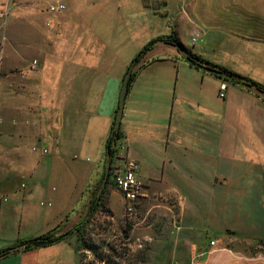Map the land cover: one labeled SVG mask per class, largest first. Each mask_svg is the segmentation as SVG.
<instances>
[{"label": "crops", "instance_id": "crops-1", "mask_svg": "<svg viewBox=\"0 0 264 264\" xmlns=\"http://www.w3.org/2000/svg\"><path fill=\"white\" fill-rule=\"evenodd\" d=\"M236 3L237 17L223 18L188 0H0V252L81 220L105 169L123 78L152 40L174 34L264 86V36L243 21L252 0ZM137 64L112 169L135 161L140 204L164 200L163 246L183 244L192 258L212 252L197 242L264 241V93L190 65L165 41ZM75 237L0 264H81Z\"/></svg>", "mask_w": 264, "mask_h": 264}, {"label": "rangeland", "instance_id": "rangeland-1", "mask_svg": "<svg viewBox=\"0 0 264 264\" xmlns=\"http://www.w3.org/2000/svg\"><path fill=\"white\" fill-rule=\"evenodd\" d=\"M188 2L203 8L207 5L217 6L219 17L236 16L230 13L237 7L236 0H188ZM252 4L253 12L246 13L243 20L246 23V30L264 36V0H252ZM257 5L262 6L261 10L256 8ZM104 173L105 169L93 186L89 206L84 207L81 220L77 223L85 222L81 231L75 233V238L79 241L81 264H264V241L260 240L228 239L211 246L209 242H197V247L204 251L212 248V252L196 257L192 255V258L179 252L183 244L164 247L163 232L160 228L163 226L166 207L162 197L148 200L146 198L138 206L135 215L127 216L124 203L121 205H116L115 201V204L113 203L114 198L120 201L122 199L112 182L110 170L100 201L95 211L88 215V209L98 194ZM125 231L128 232V237L125 236ZM217 235L220 237L223 233ZM210 237L209 239H213L214 234H210ZM85 242L93 245L92 249L104 255L105 260L98 261L93 252L84 248ZM199 248H196V253L201 254L197 252L202 251ZM187 249L192 252L190 246H187ZM214 256L217 257L215 260Z\"/></svg>", "mask_w": 264, "mask_h": 264}, {"label": "trees", "instance_id": "trees-1", "mask_svg": "<svg viewBox=\"0 0 264 264\" xmlns=\"http://www.w3.org/2000/svg\"><path fill=\"white\" fill-rule=\"evenodd\" d=\"M158 41H165L166 43H169L172 45H177L181 49L186 50L187 55L185 56V59H186V61L189 62L190 65H192L194 67L200 68L202 66H208V67L215 68V69H217V70H219V71H221L227 75L234 77L232 80H230L233 83L246 85L238 79L239 77H243V76H241V75H239V74H237L231 70H228L226 68H222V67L213 65V64L207 62L206 60L202 59L200 56L193 54L191 51H189L185 48V46L177 39V37L174 34H172L167 39L157 38V39H154L151 42H149L147 45L144 46V48L139 52V54L133 59L134 64L136 65L142 59V57L147 53V51H149L151 49V47L154 45V43H156ZM133 77H134V72L132 73V76L130 78V82L132 81ZM224 80H226V79H224ZM249 81H250V84L247 86L254 87L257 90H259L261 93H264V86L263 85L255 82V81H252V80H249ZM130 82H129V85H130ZM120 137H121V130L120 129H119V131H114V132L111 131V134H110V136L107 140V144H106V155H107V160L110 162V174L111 175H112V164H113V161L115 159V152H116L115 146H116L117 140ZM99 201H100V197L98 198L96 196V198L90 204V207L88 209V215H91L95 211ZM84 225H85V222L77 224L72 230H70L69 232L62 234V235L56 236L53 233H49L47 235H42V236H38V237H35L32 239H28V240L21 243L24 246L23 251H29V250L39 249L42 247H47V246L53 245L54 243H57V242H60L64 239H66L69 235H71L73 233H79L81 231L82 227H84ZM125 236L128 237L127 231H125ZM77 243L79 244L78 239H77ZM92 247L94 248L93 245L90 246L86 242L84 243V248L90 252H93V255L95 256V258L98 261L103 262L105 260V256L101 255L98 252H96L95 250H93ZM77 250H78V245H77ZM9 254L10 253H9L8 249L0 252V259H3L5 257L9 256Z\"/></svg>", "mask_w": 264, "mask_h": 264}, {"label": "built area", "instance_id": "built-area-1", "mask_svg": "<svg viewBox=\"0 0 264 264\" xmlns=\"http://www.w3.org/2000/svg\"><path fill=\"white\" fill-rule=\"evenodd\" d=\"M64 9L65 5L61 3L50 7L53 12H60ZM7 17L8 9L0 7V21L4 22ZM221 96H224L223 92ZM138 169V164L129 158H125L119 166L112 169V182L122 196L125 211L129 217L136 214L140 201L146 196V185L139 178Z\"/></svg>", "mask_w": 264, "mask_h": 264}, {"label": "water", "instance_id": "water-1", "mask_svg": "<svg viewBox=\"0 0 264 264\" xmlns=\"http://www.w3.org/2000/svg\"><path fill=\"white\" fill-rule=\"evenodd\" d=\"M178 51L185 57L187 55V51L186 50H183L181 49L179 46L177 45H174ZM134 62L131 63V65L129 66L124 78H123V84H122V87H121V90H120V94H119V102H118V108H117V111H116V114H115V119H114V124H113V128H112V132L114 131H119L120 129V126H121V121H122V118H123V111H124V106H125V100H126V96H127V92H128V86H129V82H130V78L132 76V71H133V68H134ZM202 68L207 71L208 73H213L217 76H219L220 78H223V79H226V80H232L234 77L230 76V75H227L215 68H212V67H208V66H202ZM242 83L246 84V85H249L250 84V81L247 79V78H244V77H239L238 78ZM109 170H110V162L107 160L106 163H105V173H104V177H103V180H102V183H101V186L98 190V194H97V197L99 198L103 189L105 188L106 186V183H107V179H108V176H109ZM23 245H18V246H15L13 248H10L8 249L9 253H12V252H15L17 250H22L23 249Z\"/></svg>", "mask_w": 264, "mask_h": 264}, {"label": "bare ground", "instance_id": "bare-ground-1", "mask_svg": "<svg viewBox=\"0 0 264 264\" xmlns=\"http://www.w3.org/2000/svg\"><path fill=\"white\" fill-rule=\"evenodd\" d=\"M202 255H203V254H202ZM216 258H217V257H216V256H214V258H213V259L215 260ZM222 258H223V256H222ZM223 259H224V258H223ZM224 260H225V259H224Z\"/></svg>", "mask_w": 264, "mask_h": 264}]
</instances>
